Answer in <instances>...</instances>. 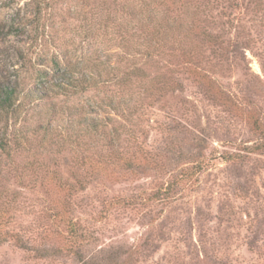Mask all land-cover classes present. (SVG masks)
<instances>
[{"label": "rangeland", "instance_id": "1", "mask_svg": "<svg viewBox=\"0 0 264 264\" xmlns=\"http://www.w3.org/2000/svg\"><path fill=\"white\" fill-rule=\"evenodd\" d=\"M29 1L0 0L5 28L0 74L6 80L33 79L35 65L48 68L54 56L108 59L123 70L133 65L126 47L140 43L139 33L127 40L119 34L124 16L117 5L127 0H93L84 15L80 0H52L38 20ZM172 7L169 18L185 27L197 24L215 36L216 46L199 43L201 69L242 111L200 86L178 60L146 63L136 56L132 60L145 68V75L161 77L165 89L134 125L137 143H122L128 156L150 151L154 167L126 169L113 163L95 172L81 168L66 151L58 167L49 165L52 173L26 170L19 179L1 157L0 264H83L74 254L81 246L83 259L98 264H106L101 260L109 254L122 256L117 264H264V154L247 152L263 140L244 116L251 111L264 121V0H181L180 7L175 0ZM198 40L194 32L187 42ZM114 83L98 87L91 98L116 93ZM88 99L62 96L56 101L74 105ZM106 114L114 117L110 109ZM172 126L183 132H170ZM171 143L174 152H168ZM192 152L207 163L195 182L188 181L169 199L152 200L181 175ZM29 159L25 153L18 162L23 166ZM70 221L90 241L71 248Z\"/></svg>", "mask_w": 264, "mask_h": 264}, {"label": "trees", "instance_id": "2", "mask_svg": "<svg viewBox=\"0 0 264 264\" xmlns=\"http://www.w3.org/2000/svg\"><path fill=\"white\" fill-rule=\"evenodd\" d=\"M51 1L30 0L28 5L33 17L38 20L50 7ZM92 1L80 0L83 4V15L84 11L87 12V9L92 7ZM178 2L180 7L181 0ZM174 3L175 0H139V4H135L134 0H127L117 5V11L124 16V23L119 27L120 36L124 37V40L134 39L136 33L140 36L138 45L133 46L131 50L129 46L126 47L131 52L133 65L130 64L124 70L119 64H114L108 59L77 60L70 56H54L48 68L40 69L35 65L36 76L33 79L22 82L6 80L0 74V158L8 161L9 168L17 173L19 179L22 178L20 174L26 170L34 174L44 171L46 174L43 176L52 173L49 165L54 163V166L58 167V159L66 151L73 153L74 161L81 168L95 172H104L113 163L126 165V169L133 168L134 164L142 170L154 167L155 161L150 151L128 156L122 143H137L139 131L134 125L144 114V108H150L152 102L165 89V82L161 77L157 76L151 80V77L145 75V68L136 60H132L136 56L144 57L146 63L151 58L167 59V62L178 60V65L185 68L200 86L220 94L224 105L242 111L233 101L232 95L224 92L213 77L201 69L203 57L198 49L199 43L216 46L218 43L215 36L207 30H198L197 24L185 27L183 22L169 18L167 12L174 8ZM4 29L3 23L0 22V35ZM43 29L42 38L47 36L45 27ZM194 32L199 40L193 45L187 40H190ZM121 48L124 50V45H121ZM112 82H116L114 84L119 87L116 93L99 100L91 98V92H96L98 87L110 88ZM62 96H87L90 100L74 105L60 104L56 98ZM109 109L114 112V117L106 114ZM244 114L252 129L263 140L248 147L247 152L263 155L264 121L251 111ZM169 130L179 134L183 132L179 126H172ZM175 145L171 143L172 148L168 152H174ZM138 149L141 150V147ZM25 153L30 159L21 166L18 157ZM183 153L179 154V158L184 156ZM230 156L233 155H229V159ZM190 158L192 161L185 163L181 175L168 181L152 196V200L169 199L181 191L182 185H188V181L195 182L194 179L207 163L194 152ZM50 184L54 185V182ZM54 187L62 189L57 184ZM4 213L0 208V226ZM55 218L61 220L62 215L57 214ZM67 228L68 245L71 248L90 241L91 238L85 237L82 230L79 231L80 226L73 221L68 222ZM80 249L74 254L83 264H98L83 259L85 255ZM121 258L122 256L109 254L101 261L106 264L113 261L117 264Z\"/></svg>", "mask_w": 264, "mask_h": 264}]
</instances>
